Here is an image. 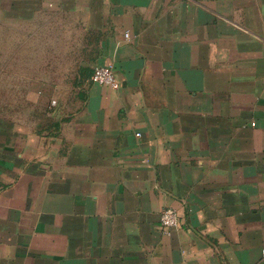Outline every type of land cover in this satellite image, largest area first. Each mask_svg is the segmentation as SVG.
Here are the masks:
<instances>
[{
  "label": "crops",
  "instance_id": "obj_1",
  "mask_svg": "<svg viewBox=\"0 0 264 264\" xmlns=\"http://www.w3.org/2000/svg\"><path fill=\"white\" fill-rule=\"evenodd\" d=\"M105 63L0 113V264H264V0H0V83Z\"/></svg>",
  "mask_w": 264,
  "mask_h": 264
},
{
  "label": "rangeland",
  "instance_id": "obj_2",
  "mask_svg": "<svg viewBox=\"0 0 264 264\" xmlns=\"http://www.w3.org/2000/svg\"><path fill=\"white\" fill-rule=\"evenodd\" d=\"M5 69L9 73V68ZM77 71L78 68L75 67V74L67 75L68 80L61 83H0V113L17 114L19 117H25L31 124L41 123V119L46 118H42L41 108L44 104L33 92L37 90H44L54 99L51 105L56 106L60 100L64 107L73 106L74 96L84 87ZM29 110L31 114L27 116Z\"/></svg>",
  "mask_w": 264,
  "mask_h": 264
},
{
  "label": "built area",
  "instance_id": "obj_3",
  "mask_svg": "<svg viewBox=\"0 0 264 264\" xmlns=\"http://www.w3.org/2000/svg\"><path fill=\"white\" fill-rule=\"evenodd\" d=\"M128 38V32L124 33ZM90 82L100 86H108L110 88H118L119 82L115 77L113 65L111 63L98 64L93 67L92 74L90 76ZM136 136H140L139 132L135 133ZM180 225L179 214L173 207H164L160 214V228L164 234H171V232ZM262 255L264 257V248L262 249Z\"/></svg>",
  "mask_w": 264,
  "mask_h": 264
},
{
  "label": "trees",
  "instance_id": "obj_4",
  "mask_svg": "<svg viewBox=\"0 0 264 264\" xmlns=\"http://www.w3.org/2000/svg\"><path fill=\"white\" fill-rule=\"evenodd\" d=\"M93 68H81V72L79 73L80 78L84 77V78H89L92 74Z\"/></svg>",
  "mask_w": 264,
  "mask_h": 264
}]
</instances>
